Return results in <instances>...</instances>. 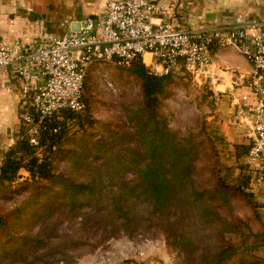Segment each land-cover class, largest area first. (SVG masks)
<instances>
[{"label":"trees","instance_id":"trees-1","mask_svg":"<svg viewBox=\"0 0 264 264\" xmlns=\"http://www.w3.org/2000/svg\"><path fill=\"white\" fill-rule=\"evenodd\" d=\"M128 70L142 82L143 108L137 115L140 129L149 139L144 150L128 148V160L120 163L118 171L111 155L104 158L101 153L102 158H90L87 162V151L98 147L101 152H108L105 141H97L94 148L83 147L84 157L75 166L74 172L83 175V179L70 175L61 180L53 173L55 151L70 130L83 128L89 119L84 92L82 112L63 109L41 122L36 147L29 146L21 119L15 144L0 161V186L15 182L21 171L28 174L26 181L61 183L63 195L55 212L64 213L69 233L64 232L62 239L55 225L41 224L34 234L32 226L14 237L8 233L10 217L0 216V235H4L0 237V264H58L63 257L64 261L69 260L73 251L92 246V242L122 235L131 238L147 234L155 238L157 233L164 235L167 245L181 256V264H254L238 257L237 249L226 244L228 237L239 235L238 218L232 216L230 221L219 210L223 205L231 209L230 199L235 196L244 200L252 211L257 210L252 171L246 177L240 175L230 186L220 177L217 161H208L199 144H184L174 141L164 131L160 133L156 107L171 76H153L140 58H134ZM22 114L36 120L32 110ZM249 148L248 143L243 150L247 153ZM75 154L76 149L71 158ZM202 156L206 162L200 164ZM93 171L98 174H90ZM50 214L52 211L44 213ZM34 216L38 215L34 213ZM259 244L264 245V233Z\"/></svg>","mask_w":264,"mask_h":264},{"label":"rangeland","instance_id":"rangeland-1","mask_svg":"<svg viewBox=\"0 0 264 264\" xmlns=\"http://www.w3.org/2000/svg\"><path fill=\"white\" fill-rule=\"evenodd\" d=\"M228 4L230 12L234 13L232 15L241 22L253 21L245 20L249 16L255 18L254 21L264 19V0H231ZM223 54L227 55L229 51ZM128 67L109 62L91 66L87 71L86 89L83 92L88 101L89 119L83 128L70 130L59 150L55 151L52 165L58 179L70 175L83 179V175L74 171L84 157L82 150L85 145L94 148L97 141H105L108 152H101L98 147L87 151V162L90 158L111 155L115 160L113 165H116V171L121 162L128 160V148L144 150L147 146L149 138L140 129L137 115L143 108L142 82L129 72ZM222 95L224 92L207 85L198 87L185 76L177 74L169 77L156 112L160 119V133L164 131L174 141L184 144H199L208 161H217L220 177L231 186L240 175L246 177L247 172L251 175L247 153L243 150L249 142L237 143L234 135L229 136L222 125L218 115ZM29 111L26 106V112L23 113ZM74 149L75 158H71ZM200 160V164L206 162L204 156ZM97 161L99 165L100 159ZM127 173L130 174V171ZM90 174L95 176L98 172ZM25 179H28V174L21 171L20 178L15 182L0 186V216L10 217L8 233L17 237L28 227L34 226V234L40 230L41 224H50L56 226L58 236L64 239V232L69 233L66 229L69 227L68 220H64V213L55 212L63 195L61 183ZM253 183L252 191L257 205L255 212L239 196L230 199L231 209L223 205L219 210L230 221L232 216L238 218L236 225H239V235L228 237L226 244L237 249L238 257L254 264H264V245L259 244L260 235L264 233V198L255 195L257 181L254 179ZM47 211H52V214L44 215ZM34 213L38 216H34ZM92 244L73 251L69 260L64 261L63 257V261L58 264H181V256L167 245L161 233H157L155 238L147 234L131 238L122 235Z\"/></svg>","mask_w":264,"mask_h":264},{"label":"built area","instance_id":"built-area-1","mask_svg":"<svg viewBox=\"0 0 264 264\" xmlns=\"http://www.w3.org/2000/svg\"><path fill=\"white\" fill-rule=\"evenodd\" d=\"M166 9L165 0H108L99 18L80 20L60 36L42 33L25 45L0 43V77L8 71L14 75L22 99L36 115V120L22 116L29 146H37L45 118L63 109H85L84 78L91 66H127L140 58L155 77L181 74L198 87H210L212 48H233L250 66L247 73L230 70L233 86L245 90L235 105V118L249 116L247 163L264 171V22L180 30L162 20Z\"/></svg>","mask_w":264,"mask_h":264},{"label":"crops","instance_id":"crops-1","mask_svg":"<svg viewBox=\"0 0 264 264\" xmlns=\"http://www.w3.org/2000/svg\"><path fill=\"white\" fill-rule=\"evenodd\" d=\"M108 0H0V43L5 45L29 44L42 33L51 37L60 36L76 28V22L85 18H99ZM231 0H165L167 6L164 22L176 29L189 30L199 27H232L241 22L228 8ZM234 9V8H233ZM255 18L247 17L245 20ZM255 21L264 22V19ZM251 22V21H250ZM229 54L224 55V51ZM213 89L224 92L219 100L218 115L229 136L234 135L237 143L248 141L249 116L237 121L235 105L245 90L233 86L230 70L243 73L250 70L248 62L235 49L213 51ZM26 106L20 94L19 84L8 71L0 77V161L7 150L15 144L23 112ZM247 138V139H245ZM253 178L257 180L255 195L264 198V171L259 164H248ZM263 172V173H262ZM256 178V177H255Z\"/></svg>","mask_w":264,"mask_h":264}]
</instances>
